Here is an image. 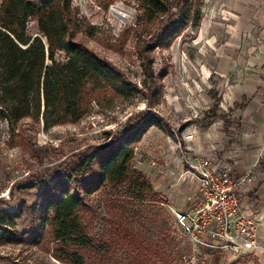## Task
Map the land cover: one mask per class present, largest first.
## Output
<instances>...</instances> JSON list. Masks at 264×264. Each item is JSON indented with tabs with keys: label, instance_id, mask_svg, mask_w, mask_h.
<instances>
[{
	"label": "rangeland",
	"instance_id": "obj_1",
	"mask_svg": "<svg viewBox=\"0 0 264 264\" xmlns=\"http://www.w3.org/2000/svg\"><path fill=\"white\" fill-rule=\"evenodd\" d=\"M248 2L203 0L199 24L188 25L171 44L159 46L156 33L168 21L169 12L148 20L139 0L69 1L75 38L114 63L141 91L128 97L110 89L99 91L88 97L79 119L55 125L45 126L42 118L24 117L15 124L0 119V197L15 206L22 197L27 199L17 229L29 232L20 242L0 243V264H68L55 256L57 242L48 224L41 225L42 209L35 204V190L16 187L12 196L10 188L105 141L107 131L117 130L148 108L159 122L134 142L131 164L151 179L161 200L133 199L124 189L110 186L94 192L91 198L101 216L92 233L110 237L111 223L105 218L111 219V214L103 205L118 200L125 221L135 225L141 238H153V232L159 237L167 232L174 236L177 253L171 264H264V254L237 258L195 246L174 216L175 209L187 207L199 193L194 165L200 156L211 148L216 158L234 160L237 150L232 142L244 134L242 114L233 110V93L242 75L264 78L260 40L252 45L254 51L245 52L239 39L232 38L238 36L235 28L244 18L243 10L249 9ZM250 8L255 11L258 6ZM257 14L252 25L263 24L259 17L264 13ZM36 27L32 20V32ZM57 56L63 58L65 53L58 51ZM211 110L215 115L207 120ZM190 132L195 138L186 140ZM114 253L124 263L129 259L123 242ZM103 262L113 264L112 256ZM89 264L98 262L91 258Z\"/></svg>",
	"mask_w": 264,
	"mask_h": 264
},
{
	"label": "trees",
	"instance_id": "obj_2",
	"mask_svg": "<svg viewBox=\"0 0 264 264\" xmlns=\"http://www.w3.org/2000/svg\"><path fill=\"white\" fill-rule=\"evenodd\" d=\"M69 1L0 0V119L8 124L24 117L42 118L45 126L74 121L83 115L90 95L110 89L128 97L141 91L114 63L75 38ZM139 1L148 20L170 13L156 33L159 46L171 44L188 25H198L202 18L203 0ZM32 20L37 23L35 33L30 28ZM58 51L65 57L59 58ZM151 110H142L117 130L107 131L105 141L87 146L57 167L10 188L12 196L16 187L35 190V204L42 209L41 225L48 224L60 260L89 264L94 258L104 264L111 255L113 264H122L116 253L112 254L121 242L129 252L124 264H171L176 258L174 236L167 232L159 237L153 232V238H141L135 225L125 221L118 200L103 205L111 214V219L105 218L111 223L110 237L92 233L101 216L91 198L94 192L110 186L124 189L133 199L161 200L151 179L131 164L134 142L159 122ZM214 115L211 110L206 119ZM26 201L22 197L15 206L0 197V243L20 242L29 234L17 229Z\"/></svg>",
	"mask_w": 264,
	"mask_h": 264
},
{
	"label": "built area",
	"instance_id": "obj_3",
	"mask_svg": "<svg viewBox=\"0 0 264 264\" xmlns=\"http://www.w3.org/2000/svg\"><path fill=\"white\" fill-rule=\"evenodd\" d=\"M194 132L186 133L193 140ZM214 157L200 156L195 166L198 195L186 209H175L182 231L195 246L210 248L234 257L259 255L264 251L259 210L245 200L252 169L238 170L231 162L215 164Z\"/></svg>",
	"mask_w": 264,
	"mask_h": 264
},
{
	"label": "crops",
	"instance_id": "obj_4",
	"mask_svg": "<svg viewBox=\"0 0 264 264\" xmlns=\"http://www.w3.org/2000/svg\"><path fill=\"white\" fill-rule=\"evenodd\" d=\"M249 9L243 10L244 18L240 19V23L235 28V33L238 36L232 35V38L239 39L240 47L243 46L245 52L255 50L252 45L260 40L262 59L264 61V16L260 14L259 19L263 24L252 25L254 16L257 13H264V0H249ZM257 4V5H256ZM245 6V5H244ZM251 7L258 6V9L252 10ZM252 22V23H251ZM246 24V25H243ZM251 24V25H250ZM244 31V32H243ZM231 38V39H232ZM233 38V39H234ZM235 50V48H234ZM254 59L258 57L254 54ZM260 76V75H257ZM248 77V75H242V82H239L236 86V90L233 93L235 99V106L233 110L240 112L244 120L243 135H239L237 140L232 142L234 149L237 152L232 155V164L236 169L242 171L246 169H252L254 173V181L249 183V190L245 194V200H252L253 206L259 210L260 220L263 223L261 227V238L264 241V78ZM232 151H228V154ZM216 151L209 149L205 156L214 157L215 164L227 161L225 159L216 158ZM228 162V161H227ZM230 162V161H229ZM196 197L190 205V207ZM264 254L261 252L258 256Z\"/></svg>",
	"mask_w": 264,
	"mask_h": 264
},
{
	"label": "water",
	"instance_id": "obj_5",
	"mask_svg": "<svg viewBox=\"0 0 264 264\" xmlns=\"http://www.w3.org/2000/svg\"><path fill=\"white\" fill-rule=\"evenodd\" d=\"M36 34H37V33H36ZM36 34H35V35H36ZM43 108H44V106H43Z\"/></svg>",
	"mask_w": 264,
	"mask_h": 264
}]
</instances>
